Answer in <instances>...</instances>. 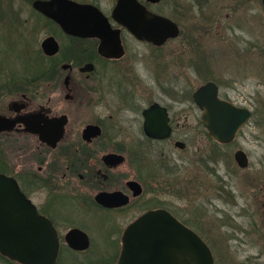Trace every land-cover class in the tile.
Returning <instances> with one entry per match:
<instances>
[{"label":"flooded vegetation","instance_id":"obj_1","mask_svg":"<svg viewBox=\"0 0 264 264\" xmlns=\"http://www.w3.org/2000/svg\"><path fill=\"white\" fill-rule=\"evenodd\" d=\"M35 1L0 0L4 31L0 38V173L13 177L37 212L50 220L58 239L57 264H70L60 260L64 252L84 256L74 264H86V257L100 258L99 264L108 258L102 264H113L123 229L144 211L164 208L188 225L172 209L174 202L160 196L164 186H173L171 177L156 174L165 163L158 161L152 172L148 168L154 165H148L147 172L142 167L151 143L186 148L176 130L187 129L192 104L199 111L198 125L205 130L192 96L196 87L212 80L220 98L247 107L250 115L252 111L222 94L217 75L203 76V65L196 61L193 71L203 76L202 82L193 89L175 88L168 62L158 60L163 46L179 36L181 27L175 15L151 8L161 0H138L177 24V35L158 44L138 38L113 18L116 0L109 8L99 0H41L42 10ZM76 3L93 4L107 18L113 31L104 37L106 54L98 49L100 35L81 34ZM138 44L152 47L147 61H139ZM187 63L184 76L173 75L190 78L191 63ZM162 121L166 135L146 133L147 123L162 128ZM80 220L96 223V229H88ZM72 229L78 230L72 235L74 246L65 238ZM80 232L87 236L82 248Z\"/></svg>","mask_w":264,"mask_h":264},{"label":"rangeland","instance_id":"obj_2","mask_svg":"<svg viewBox=\"0 0 264 264\" xmlns=\"http://www.w3.org/2000/svg\"><path fill=\"white\" fill-rule=\"evenodd\" d=\"M99 1L104 8L114 2ZM151 8L175 15L180 23L179 36L163 46L158 60L162 64L168 62L175 88L193 89L209 72L220 80L222 94L226 92L235 103L250 106L252 113L232 142L220 144L198 125L199 111L192 104L188 107L187 129L176 130L186 141V148L180 150L166 142L151 143L148 153L144 152L142 169L147 172V166L154 165L148 168L152 172L158 161L165 163L156 174L163 179L171 177L173 186L171 189L163 185L165 189L159 190L160 196L169 197L174 202L172 209L208 243L214 264H264V8L261 0H161L151 4ZM2 27L0 24V38ZM138 48L141 50L138 60L147 61L146 54L152 47L138 44ZM187 61L191 63L190 78L175 77L176 73L184 76ZM193 61L203 65V76L193 71ZM3 62L15 64V61ZM238 148L247 153L245 167H240L233 158ZM89 220L80 221L88 229H96V223L90 224ZM66 254L60 255L64 263L74 264L84 257ZM107 259L102 258L100 264ZM99 260L86 257L84 263L99 264ZM0 264L15 263L0 258Z\"/></svg>","mask_w":264,"mask_h":264},{"label":"water","instance_id":"obj_3","mask_svg":"<svg viewBox=\"0 0 264 264\" xmlns=\"http://www.w3.org/2000/svg\"><path fill=\"white\" fill-rule=\"evenodd\" d=\"M261 1L264 7V0ZM43 3L34 2L41 10ZM75 7L79 11L76 19L81 34L100 35L98 49L106 54L104 37L113 31L109 29L107 18L93 4L76 3ZM111 15L138 38L157 44L178 33L177 24L171 18L149 10L138 0H116ZM120 52L121 49H117L116 53ZM192 96L201 110L205 130L218 142H231L250 117L247 107L220 98L212 80L196 87ZM161 126L157 128L147 123L145 131L161 137L168 132L163 121ZM233 158L240 167L248 164L247 153L241 148L234 151ZM75 231L78 230L72 229L65 236L71 245ZM80 233L83 240L78 246L82 248L87 236ZM57 248V233L50 220L37 212L13 177L0 173V254L20 264H57ZM113 264H214V256L197 231L168 210L155 208L144 211L125 226L120 252Z\"/></svg>","mask_w":264,"mask_h":264},{"label":"trees","instance_id":"obj_4","mask_svg":"<svg viewBox=\"0 0 264 264\" xmlns=\"http://www.w3.org/2000/svg\"><path fill=\"white\" fill-rule=\"evenodd\" d=\"M0 258L4 259L5 261H7V262H9V263L19 264V263H17L16 261L10 260V259H8L7 257H5V256H3V255H1V254H0Z\"/></svg>","mask_w":264,"mask_h":264}]
</instances>
